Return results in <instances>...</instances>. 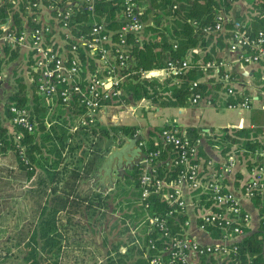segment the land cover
<instances>
[{
    "label": "trees",
    "instance_id": "1",
    "mask_svg": "<svg viewBox=\"0 0 264 264\" xmlns=\"http://www.w3.org/2000/svg\"><path fill=\"white\" fill-rule=\"evenodd\" d=\"M236 1L139 0L147 26L141 34L129 36L128 50L131 58L128 67L119 71L125 74L120 85L123 89V97L130 100L129 97L132 96L134 101L151 99L156 105L163 107L188 106L191 104L189 84L192 80L199 81V89L205 95H215L218 91L226 90L221 79L224 69H221L219 74H215L212 68H204L203 63L227 58L226 50L234 34L235 22H241L251 31L264 28V0H248L245 3L248 5V18L236 13L234 18L230 17L226 22L224 30H204L205 26L215 22L218 8L229 14ZM121 11V0H98L95 12L83 10L81 17L85 22L82 23V28L88 30L91 21L95 18L117 28L121 24ZM11 13L18 27H21L22 18L19 11L13 9L12 4L5 0L0 1V26L8 20ZM4 50L8 54V45L4 46ZM17 55L18 52L15 51L0 62L6 60L7 64ZM184 60L189 62V67L181 74L169 75L177 78L175 82L169 79L170 77L160 79L141 75V70L161 69L167 67L169 61L181 63ZM4 66L0 68L3 69ZM260 66L261 79L258 82H264V69L262 64ZM83 70L86 71L85 67ZM232 74L235 78L239 75L236 70H232ZM22 76L21 73L16 77V85L8 95L3 112L0 111V151L11 149L21 172L28 178L41 171L38 173L41 186L30 191L35 194V201L42 200L48 195L50 189L48 190L47 187L50 183L52 185L57 179L59 183L63 180V183L61 189L56 185L51 186V191L54 193L51 207L46 203L42 205L45 201L40 203L34 209L36 215L40 212L39 217L31 220L28 225L17 227L15 234L11 233L0 244V264L9 263L10 259L14 258L18 259L17 263L20 264H69L71 260L76 263L81 258L84 260L81 263L84 264H150V258L157 252H161L164 256L162 264H173L170 254L164 250L165 246L170 243L171 238L183 235L186 231L185 220L191 221L194 215L197 222H200L198 215L200 209L210 204L208 194L194 191V195L188 200V206L177 210L163 197L152 194L147 198L149 205L146 208L140 199L139 179L142 165L139 161L137 178L124 187L126 191L128 190L127 200L131 204L129 216L135 219L137 231L128 234L127 239L113 242L111 247L105 250L106 242L99 245L92 238L80 234L83 229L86 231V227L76 219V214L79 212L87 216L89 222L94 223L93 216L99 211L98 209L102 210L109 191L104 192L93 186L87 188L85 194L81 195L79 184L93 178L99 167L98 161H102L110 150L112 137L119 134L122 141L136 137L138 126L122 123L107 127L97 122L92 126H84L73 131L75 120L71 113L78 111V107L69 111L63 108L67 111V115L53 124H48L50 102L39 95L35 82L29 83ZM262 87L264 88V85ZM246 97L252 98L248 89L235 86V93L226 99V104L231 101H242ZM10 104L24 105L30 109V117L35 123L34 131L28 132L18 125L5 123V118L11 116ZM164 127L165 124L158 127V132L157 129L155 130L159 135L156 139H152V135L146 138V150L160 148L161 152L155 160L157 173L159 176L174 177L178 167L169 166L165 160L172 158L175 150L171 144L163 148L159 133ZM187 129L186 134L193 141L200 137L196 127L191 126ZM19 133L21 139L16 140V135ZM214 137L211 146H218L224 158L235 148L232 153H236L239 162L247 160L245 164L249 167L258 161L256 151L264 149V128L261 126L225 127ZM18 144L24 146V155L29 159V163L22 160ZM200 155L208 156L202 146H200ZM248 157L253 161H248ZM214 160L213 168H217L222 160ZM205 170L211 169L205 167ZM240 176L237 175V180ZM228 178L229 175H223L222 182L226 184ZM242 184L243 182L240 186ZM123 186L125 185L121 187ZM252 199L260 207L261 227L257 232L245 233L234 241L238 248L232 253V260L227 264H264V198L255 195ZM171 209L173 210L169 213ZM147 211L166 215L171 236L163 235L161 230L152 229L148 221L144 222ZM207 229L215 240L221 239L226 233V228L216 224L208 225ZM247 231L248 227L245 228V232Z\"/></svg>",
    "mask_w": 264,
    "mask_h": 264
},
{
    "label": "built area",
    "instance_id": "2",
    "mask_svg": "<svg viewBox=\"0 0 264 264\" xmlns=\"http://www.w3.org/2000/svg\"><path fill=\"white\" fill-rule=\"evenodd\" d=\"M5 1L19 11L22 25L18 27L11 13L8 20L0 26V60L17 51L16 58L23 63L21 70L19 69L20 74L23 75L25 71L29 73L30 78L27 82H35L39 95L50 102L51 111L55 110L52 109L53 106L58 105H62L67 111L78 107V111L71 113L75 120L73 131L96 124L105 107L124 108L136 103L132 100V96L129 97L130 100L123 97V89L120 85L125 74L119 71L128 67L131 58L128 50L129 36L141 34L147 26L139 0H121L122 19L119 27L114 28L106 21L95 18L91 21L88 30L82 28V23L85 21L81 14L83 10L95 12L98 0ZM229 20L228 14L218 8L215 22L205 26L204 30H224ZM5 45H8V54L4 50ZM229 48L237 52L239 61L246 64L260 63L264 69V28L251 31L241 22H235ZM5 64L6 60L1 61L0 67ZM228 65L229 63L224 59L203 63L204 68H212L215 74H219L221 69L225 71L221 79L226 90L218 91V101H224L233 95L235 86H238ZM5 67L0 68V82L5 79ZM84 67L86 71L83 70ZM187 67H189L187 60L181 63L169 61L167 67L141 70V75L155 78L158 76L156 72L161 71H167L169 75L171 73L177 75ZM189 90L190 101L193 104L203 100L208 104L216 101L211 94L205 95L199 89L198 80L190 82ZM252 102L251 97H246L239 102L231 101L227 106L249 109ZM5 103L6 101L3 106ZM1 111L3 112V108ZM10 112L11 116L5 118V123L18 125L28 132L34 131L35 123L30 117V109L27 106L10 104ZM164 124L166 127L159 133L163 148L171 144L175 150L172 158L165 161L169 166L176 165L178 171L174 177L159 176L155 160L161 149L146 150L147 141L141 137L138 141L144 148V156L140 160L141 203L147 208L149 205L147 198L153 194L163 197L177 210L188 206V200L192 198L194 191L208 194L210 204L200 209L198 227L208 230V225L216 224L226 228L225 235L215 243H202L189 234L191 221L187 219L184 221L186 231L179 237L171 238L164 250L170 254L173 264H221L220 262L227 264L232 260V253L238 248L234 241L247 233L245 228L251 221L250 212L243 206V198H253L255 195L264 198V149L256 151L258 161L251 166L250 176L243 181L238 193L222 182V176L233 173L239 163L236 153H232L235 148L223 161H220L217 168H213L215 160L200 155V137L193 141L186 131L182 132L168 122ZM138 135H142L141 129H136L135 136ZM20 139L21 133L16 135V140ZM18 146L22 160L29 163V159L24 155V146L20 144ZM205 167L211 170L206 171ZM145 221L150 223L152 229L157 228L163 232V235L171 236L166 215L147 211ZM163 262L164 256L161 252L155 253L150 258V264Z\"/></svg>",
    "mask_w": 264,
    "mask_h": 264
},
{
    "label": "crops",
    "instance_id": "3",
    "mask_svg": "<svg viewBox=\"0 0 264 264\" xmlns=\"http://www.w3.org/2000/svg\"><path fill=\"white\" fill-rule=\"evenodd\" d=\"M247 1L248 0H237L234 3L233 8L231 9V12L228 14V16L234 18L236 13H240V15H243L244 17L246 16V18H248V5L245 4ZM226 55L227 58H225V60L229 63V68L231 70H236L239 74L236 77V85H238L239 87L247 88L248 92L253 98V102L249 109L228 107L226 104V100L218 101L219 92H216L215 95L211 94V96H213L216 100L213 104H208L206 100H203L198 104H193L191 102V104L188 106L163 107L156 105L151 99H138L136 100L135 104H131L132 106H126L124 108L120 106H108L105 107L100 113L98 122H101L102 124H104V126L107 127L122 123L136 125L138 126L137 129H141L142 131V135L138 136H141L145 139L151 135L152 139H156V137L159 136L157 133L159 131L158 127L162 126L165 122L176 126L182 132H187V128L193 126L196 127L200 133L201 146L206 150L208 155L205 158H213L219 160L221 159L223 161L224 157L220 154L218 146H211V142L215 138L214 136L219 133L222 128H235L242 126L263 127L264 124V88L262 87L264 85V82H258V80L261 79V77L259 76V69L261 67L260 64H245L239 61L237 52L232 51L230 48H227ZM18 61H20L21 63V60ZM11 62L13 61L5 64V79L0 82V111L3 108V103L7 100L9 95L3 94V90L6 89L7 86H9V80H11L10 76H8L9 63ZM156 73L158 75L157 77H159L160 79L170 77L167 71ZM23 77L25 81H27L24 75ZM169 79H171L173 82L177 80L175 76L170 77ZM144 101H147V104L143 105V109H139L137 103L139 105ZM54 108V111H49L50 119H48V124H53L60 118L67 115L66 110L58 109V106H53L52 109ZM237 109L246 110V117H240L243 116V113H239V117H232L231 114L233 115V112H235ZM120 111L123 112L120 113ZM119 113L123 114V118H121L120 116L118 117ZM156 129L157 132L155 131ZM126 141H128V139H126L124 142ZM139 147V143H132L131 148L133 151L131 152L135 155H139V151L142 152L144 150L142 146V150H139ZM102 161H98V166H100ZM246 161L247 160L244 159L242 162H239L235 166L234 172L229 175V180L225 182L229 188L236 190L238 193H240V184L250 176L251 167L245 164ZM248 161H253V159H250L248 157ZM3 170H6L7 173L3 172ZM236 172L237 175H241L240 177H238L239 180H237ZM22 174L23 173L18 166V162L16 160L14 152L11 149L1 152L0 181L8 182V184L4 187V189L0 188V193H3V200L6 205L9 204L15 197L14 195L17 190L13 187V185L15 184L14 182H16L19 176H23ZM93 178L95 181H99V186L102 187H104L105 184H107V180H109L106 175H100L97 178H95L93 175ZM240 180L242 181L241 183L239 182ZM1 199L2 197L0 196V202H2ZM242 202L244 208L251 214V221L249 223L247 233L257 232L261 227L260 207L255 204L252 198L244 197ZM11 210L12 209H10L9 207H5V210H3V207L2 209L0 208V214L3 213L4 216L10 214V221L4 222V224L0 223V227L4 228L8 226L9 228V225L13 226L15 224L14 219H12L13 216L11 214ZM0 216L1 218L3 217V215ZM191 218V224L188 230L189 234L196 237L202 243H215L218 241L214 239L209 230H202L198 227L197 219L194 215ZM131 231L132 233H134L135 228L131 229Z\"/></svg>",
    "mask_w": 264,
    "mask_h": 264
},
{
    "label": "rangeland",
    "instance_id": "4",
    "mask_svg": "<svg viewBox=\"0 0 264 264\" xmlns=\"http://www.w3.org/2000/svg\"><path fill=\"white\" fill-rule=\"evenodd\" d=\"M18 58H15L12 60L13 62L9 63V71H8V76H10L11 80H9V86L6 87V89L3 90V94H10L12 90L14 89L16 85V77L18 74H20L19 69L21 70L23 63L18 61ZM15 72V74H14ZM26 79H29V73L25 71L23 73ZM23 77V76H22ZM2 92V91H1ZM147 104V101L142 102V104H139L138 107L139 109H143V105ZM129 106V105H128ZM58 109H63L62 105H58ZM243 111V112H242ZM123 111H120V113ZM118 114V117L120 116L123 118V114ZM239 113H243V116H240ZM246 110H236L233 112V115L231 114L232 117L236 118L237 116L239 117H246ZM140 120V119H139ZM53 162V161H52ZM32 169V168H30ZM41 170V169H36ZM3 172L7 173L6 170H3ZM41 171H38L37 173L34 174V176L28 178V176L22 174L23 176H19L14 182L15 184L13 185L14 188H16L17 192L15 193V197L11 200L9 204H5L3 198L4 195L3 193H0V196L2 197L0 202V208L5 210V207H9L11 210V214L13 216L12 219H14L15 224L13 226L9 225L7 227H0V244L8 238V236L12 233L13 235L15 234L16 228L21 226V225H28V223L31 220H34L39 217V215H36L34 212V209L40 204L45 203L47 204L48 207L52 206V197L54 193L51 191V186L56 185L58 186L59 189H61L62 182H58V179L56 182L51 183L48 185V190L50 189L48 195L44 196L42 200L35 201L36 197L33 192H30L31 189L37 188L41 186L39 184V178L40 174L38 173ZM44 173V172H42ZM67 174V173H66ZM18 176V174H17ZM39 176V177H38ZM4 178V176H3ZM60 178V177H59ZM93 179V178H92ZM91 178L87 182H81L79 184V189L81 192V195L85 194V190L87 188H91V183L92 180ZM8 184V182H2L0 181V188L4 189V187ZM127 185L123 187H117L113 190H109L108 192V198L105 200V204L102 207V210L98 209L99 211L96 212L93 216L94 218V223L89 222V219L87 216L82 215L78 212L76 214V219L81 221V225H84L86 227V231L83 229L80 234L83 236H87L89 238H92L95 242H97L99 245L106 244L104 245V249L107 250L111 247L113 242H116L120 239H127L128 234H131V229L135 228L136 229V221L133 219L132 216H129L130 211H131V204L129 203V200H127L128 196V190L126 191ZM101 189V188H100ZM85 205V203H83ZM130 205V206H129ZM64 213H62L63 215ZM1 218L0 216V223L4 224V222H9L10 221V214L4 216V214ZM115 224V226H114ZM142 226V225H141ZM78 227V226H77ZM126 227H130L128 230H123ZM134 231V232H135ZM133 234V233H132ZM83 258L80 259V263L74 262V260H71L69 264H84V262L81 263ZM18 259H10L9 263L5 264H15L17 263ZM20 264V263H17Z\"/></svg>",
    "mask_w": 264,
    "mask_h": 264
},
{
    "label": "flooded vegetation",
    "instance_id": "5",
    "mask_svg": "<svg viewBox=\"0 0 264 264\" xmlns=\"http://www.w3.org/2000/svg\"><path fill=\"white\" fill-rule=\"evenodd\" d=\"M110 141H111L110 149L113 146H118V145H121L124 143V140L122 141V138L119 136L112 137L110 139ZM109 151H108V153H109ZM105 157H104V159H105ZM136 158H138V155L134 154V156H131L128 160L121 161L120 169L116 168V166H115L113 169L112 175H111V180H107V184H105L104 187L99 186L100 185L99 181H95L94 178L91 180L92 181L91 185L96 186L97 189L101 188V190L104 192H108L111 189H115L118 186L126 185L127 183L135 180L137 178V175H138L137 164L139 163V162L137 163L135 161ZM122 164H123V166H122ZM105 174L108 175L109 172L105 171Z\"/></svg>",
    "mask_w": 264,
    "mask_h": 264
},
{
    "label": "water",
    "instance_id": "6",
    "mask_svg": "<svg viewBox=\"0 0 264 264\" xmlns=\"http://www.w3.org/2000/svg\"><path fill=\"white\" fill-rule=\"evenodd\" d=\"M141 139V136H136L133 138H128V141L124 142L121 145L113 146L109 153L106 155L105 159L103 160L102 164L97 168L94 177L97 178L100 175H106L105 171H108L109 174L106 175L109 180H111V175L113 172L114 167L120 169L121 161L128 160L134 154L131 152L133 151L131 146L133 144H137L138 141ZM142 150L141 147L138 148ZM144 156L143 151H139L138 158H136V162L138 163ZM123 166V164H122Z\"/></svg>",
    "mask_w": 264,
    "mask_h": 264
}]
</instances>
